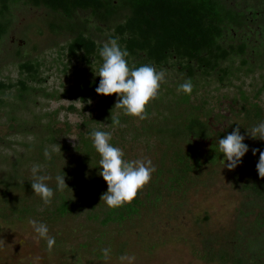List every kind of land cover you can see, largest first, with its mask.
<instances>
[{"label":"rangeland","instance_id":"374dc122","mask_svg":"<svg viewBox=\"0 0 264 264\" xmlns=\"http://www.w3.org/2000/svg\"><path fill=\"white\" fill-rule=\"evenodd\" d=\"M221 1L243 23L225 30L221 43L233 52L219 66L176 57L159 65L127 51L130 69L147 64L165 72L157 98L146 106L147 118L140 120L114 109L117 94L101 95L92 87L99 85L94 70L102 65L104 43L116 39L127 50L112 24L91 9L69 19L30 0H0V13L7 6L10 22L0 41V82L9 85L0 90V209L6 214L0 215V264H122V255L134 257L132 264H238L234 259L246 248L254 259L249 264H264V210L244 188V167L224 168L222 154L189 173L184 184H172L166 175L178 153L188 150L177 131L187 115L207 120L215 136H226L244 124L245 104L256 102L264 111V0ZM72 21L97 44L88 60L68 53L73 33L64 25ZM24 61L38 64L36 79L21 71ZM20 80L30 89L24 91ZM188 80L193 90L184 102L178 88ZM112 110L120 125L111 123ZM93 129L111 132L110 143L124 160L150 159L155 168L140 190V211L125 220L105 222L109 207L101 196L108 185L98 174L99 154L85 147ZM195 143L202 151L210 147L208 139ZM34 165L52 177L46 181L54 191L50 204L31 187ZM57 174L69 186L63 192L56 190ZM63 198L66 213L60 211ZM33 220L55 238L51 252ZM104 248L110 249L107 259ZM223 253L226 261L218 258Z\"/></svg>","mask_w":264,"mask_h":264},{"label":"trees","instance_id":"16d2710c","mask_svg":"<svg viewBox=\"0 0 264 264\" xmlns=\"http://www.w3.org/2000/svg\"><path fill=\"white\" fill-rule=\"evenodd\" d=\"M36 5L45 6L50 11L73 19L80 10L91 9L94 16L102 23L112 24L115 30L124 36L126 49L130 54H142L148 60L159 65L176 57L178 60H195L199 66L217 67L233 52L221 43L225 30L230 26L242 25L243 17L236 9L229 7L221 0H30ZM7 6L0 13V41L8 32L10 22L5 18ZM4 16V17H3ZM63 27V25H60ZM72 37L68 42V53L72 57L88 60L97 51L95 40L82 31L76 21L68 23ZM21 71L26 70L28 77H38V64L24 61L19 65ZM134 67H140L135 65ZM133 67V68H134ZM24 91L30 86L20 80ZM99 85L93 82L95 90ZM9 87L0 82V90ZM96 91V90H95ZM190 95L183 94V101L188 102ZM245 122L240 126L249 145V151L242 157L241 167L247 172L244 188L256 198L257 205L264 210V179L259 177L256 165L259 152L253 155L252 149L264 151V140L253 139L247 135V128L251 129L264 122V111L258 103H248L243 107ZM184 126L177 130L181 138L187 142L188 150L185 154L178 153L175 166L168 168L167 179L173 184H184L189 173L199 170L207 163H215L222 157L218 150V141L224 138L223 133L215 136L207 120L197 115H187ZM237 127V126H236ZM234 127V128H236ZM198 139H208L210 147L202 151L195 143ZM88 153L93 144L85 140ZM164 174L162 170L158 175ZM140 191L130 204L107 211L105 222L122 221L136 215L140 211L143 200ZM5 197L6 192L2 193ZM68 200L63 198L60 207L62 213L69 211ZM0 215L6 214L0 209ZM237 256L234 261L238 264H249L254 259L249 257L250 250ZM226 254H218V258L226 261ZM256 264V263H255Z\"/></svg>","mask_w":264,"mask_h":264},{"label":"clouds","instance_id":"9594fccd","mask_svg":"<svg viewBox=\"0 0 264 264\" xmlns=\"http://www.w3.org/2000/svg\"><path fill=\"white\" fill-rule=\"evenodd\" d=\"M99 55L103 62L98 71L94 70L95 74L100 77L99 86L95 89L96 92L101 95L117 94L118 99L114 109H121L127 116L140 120L146 119V106L151 100L157 98L161 83L165 81V72H158L153 66L147 64L130 69L126 60L129 53L127 50L121 49L116 39H110L104 43ZM192 90L193 84L190 80L182 83L178 88V92L187 95H191ZM110 119L113 125H120V120L113 110ZM247 135L253 139L264 140V122L251 129L247 128ZM90 136L93 147L100 156L99 166L101 170L98 174L103 177L108 185L107 191L101 196V201L105 202L111 209L132 203L138 192L151 180V175L155 171L152 161L150 159L124 160L123 151L110 143L112 133L109 131L93 129ZM72 139L75 140V138ZM244 140L245 136L241 134L239 125L234 131L219 139L218 150L223 154L224 168L233 170L242 163V157L249 151V145L244 143ZM252 152L253 155L259 152L256 168L259 177L264 179V151L254 148ZM44 156L48 160L51 159V153L47 148L44 150ZM31 172L30 181L34 194L40 197L44 204H50L54 191L46 181L51 180L52 177L40 174L42 172L40 165H34ZM55 180L56 190L63 192L69 188L65 175L57 174ZM31 223L38 236L46 241L47 249L51 252L56 241L54 237L49 236L48 227L34 220ZM101 251L104 258L107 259L110 249L104 248ZM134 259V257L127 255L120 257L122 264L124 261L132 264Z\"/></svg>","mask_w":264,"mask_h":264}]
</instances>
